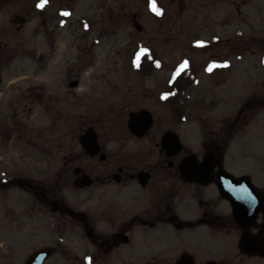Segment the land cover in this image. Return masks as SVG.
Wrapping results in <instances>:
<instances>
[{
  "label": "flooded vegetation",
  "instance_id": "1",
  "mask_svg": "<svg viewBox=\"0 0 264 264\" xmlns=\"http://www.w3.org/2000/svg\"><path fill=\"white\" fill-rule=\"evenodd\" d=\"M40 2L0 0V13L8 14L6 21L0 17V264H241L264 256V210L253 220L251 199L260 204V198L250 192L244 125V114L264 108V0H197L206 19L205 46L198 50L211 72L209 94L217 96L226 86L228 51L238 58L253 50L263 71L247 106L241 92L235 113L211 129L202 127L200 152L181 139L174 105L182 95L175 90L174 101L163 98L171 89L166 82L147 92L160 106L177 110L176 121L169 127L168 118L147 108L152 124L139 134L128 125L132 111L119 109L125 97H117L114 88L97 98L83 92L82 67L4 80V68L19 55L41 73L50 72L49 53L62 40L79 50V26L72 21L83 9L89 32L96 12L101 29L107 28L106 18L110 22L108 0H47L43 8ZM173 3L166 0L163 8ZM226 4L235 20L242 15L251 23L255 16L260 30L253 23L244 36L210 35L218 26L216 12ZM195 18L188 15L189 22ZM127 73L142 86L150 78L143 69ZM88 129L91 141L96 137V153L83 144ZM169 131L176 138L165 139ZM234 131L245 140L242 152L230 145ZM219 235L235 237L230 248L213 245Z\"/></svg>",
  "mask_w": 264,
  "mask_h": 264
},
{
  "label": "rangeland",
  "instance_id": "2",
  "mask_svg": "<svg viewBox=\"0 0 264 264\" xmlns=\"http://www.w3.org/2000/svg\"><path fill=\"white\" fill-rule=\"evenodd\" d=\"M160 1L162 3L159 8L163 9L162 14H157L152 10L151 5H146L149 0H108L111 13L110 22L107 18L105 20V25L108 24L106 30L101 29L103 21L96 12L93 18L95 28L91 32L84 27L89 26L90 17L86 9H83V12L80 11L73 17L74 22L72 21V24L79 26L81 44L79 50L75 44L67 48L65 41L62 40L58 44L59 49L49 53L50 72L41 71V73L33 68L31 60L19 55L12 59L6 68L2 66L3 72L5 71L4 80L31 77L34 71H36L35 76L39 78L63 75L69 69L67 65L82 67L83 92L97 98L105 90L114 88L117 97L120 98V95L125 97V99H119L118 102L122 105L119 109L128 112L142 107L149 108L158 118H168V125L171 127L170 122L177 119V110L160 106L157 103L158 98L150 96L147 91H153L156 85L160 87V84L167 82L182 62L187 60L189 65L181 71V74H189L185 73L189 71L197 75L198 84L195 88L186 91L188 96L184 97L185 103L180 105L178 131L186 144L200 152L202 131L217 125L231 113H235L240 107L241 92L242 103L249 100L245 98L251 93L250 91L257 89L254 79L257 73L262 75L263 71L258 66V59L253 55V50L240 52L238 58L234 56V52L228 51L224 56L229 67L223 70L226 86L217 96L209 94L210 89L206 86L211 72L206 70L207 61L198 50L205 46L203 27L206 19L198 13L197 0H174L171 7L166 9L163 8L166 0L158 2ZM83 7L85 8V3ZM134 14L138 15L137 20L143 26L141 31H137L134 27L132 20ZM190 14H195L196 17L192 22L188 19ZM7 15V13H0L1 20L6 21ZM215 19L218 26L210 35L215 33L224 39L236 38V35L244 36L245 32L252 29L253 23L257 31L261 28L255 16L250 18L251 23L245 22L242 15L235 20L234 10L230 4L221 5ZM197 41L204 43L197 44ZM141 47L151 50L146 54L150 56V59L161 62L152 73V77L144 81L143 86L139 81H133V73H127L133 69L132 56ZM196 59L199 60L194 63ZM130 78L132 81L128 82ZM130 85L136 86L131 94L128 93ZM247 116L248 121L244 125L249 175L256 186L264 189V108ZM173 124L176 125V122ZM203 126L204 130H202ZM244 142L239 132L230 145L239 146L242 152ZM237 154L239 153L235 154L238 157ZM209 189L214 193L215 198L219 197L214 185ZM234 239L235 237L230 235H219L212 243L216 247L218 245L222 251L226 247L230 248L229 244ZM241 264H264V256L242 260Z\"/></svg>",
  "mask_w": 264,
  "mask_h": 264
},
{
  "label": "water",
  "instance_id": "3",
  "mask_svg": "<svg viewBox=\"0 0 264 264\" xmlns=\"http://www.w3.org/2000/svg\"><path fill=\"white\" fill-rule=\"evenodd\" d=\"M135 26L138 30L142 29V26L140 23H135ZM152 116L149 110L147 109H143L141 111H134L130 114L129 116V127L131 129V131H134L136 133L142 134L144 132L145 129H147L149 126H151L152 124ZM143 123H146L144 129L142 131L138 130L139 127H142ZM138 128V129H137ZM174 135V137L176 138V135L173 134V132L169 131L166 133L165 139L172 137ZM83 144H85V146L87 147L88 151H90L91 153H96L98 151V143L96 141V137L94 136V140L91 141V134L88 132L84 138ZM210 173L208 174L209 177ZM207 180L208 181V178ZM250 181V179H249ZM250 192L251 194H253L254 196L256 195V197L258 196L260 198V204L257 202L256 199H251V203H252V214H253V220L256 218V216L258 215V211L260 209L264 210V193L259 191L258 189H256L251 181H250ZM227 197L229 199H232V195L231 194H226ZM234 207L237 205V203H234ZM244 244V242H242ZM259 244H261L260 240L255 239V246H259ZM264 244V242H263ZM264 254V252H262Z\"/></svg>",
  "mask_w": 264,
  "mask_h": 264
},
{
  "label": "snow or ice",
  "instance_id": "4",
  "mask_svg": "<svg viewBox=\"0 0 264 264\" xmlns=\"http://www.w3.org/2000/svg\"><path fill=\"white\" fill-rule=\"evenodd\" d=\"M46 3H47V0H41L40 4L38 6L43 8ZM151 6H152V10L154 12H156L157 14H162L163 9L158 8L156 6V0H152V5ZM67 14L68 13H65V15H67ZM196 43L197 44H203L204 42L203 41H197ZM150 51L151 50L148 49V48H144V47L140 48V51H139V53H137L136 60H135L136 67H140V57L145 55V54L150 53ZM155 63H156V66L159 67L161 62L159 60H156ZM188 65H189V62L187 60H184L182 62V64L179 66V68L177 69L175 75L178 76L182 70H184V69H186L188 67ZM168 95H169V93H165L164 97L167 98ZM88 259L90 261L91 257H89Z\"/></svg>",
  "mask_w": 264,
  "mask_h": 264
},
{
  "label": "trees",
  "instance_id": "5",
  "mask_svg": "<svg viewBox=\"0 0 264 264\" xmlns=\"http://www.w3.org/2000/svg\"><path fill=\"white\" fill-rule=\"evenodd\" d=\"M144 66H146L148 68L147 70H149V72H148V74H149L152 71V67L148 63H144V65H142V67H144ZM176 81L178 83L177 87H178L179 91L183 92L186 85L191 84V82L193 81V78L189 74H186L185 76H179L176 79Z\"/></svg>",
  "mask_w": 264,
  "mask_h": 264
}]
</instances>
